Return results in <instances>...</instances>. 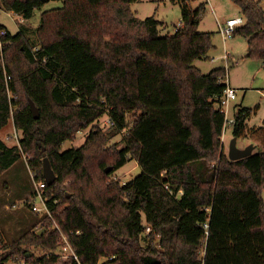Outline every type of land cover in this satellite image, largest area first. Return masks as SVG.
I'll return each mask as SVG.
<instances>
[{"label":"trees","instance_id":"obj_1","mask_svg":"<svg viewBox=\"0 0 264 264\" xmlns=\"http://www.w3.org/2000/svg\"><path fill=\"white\" fill-rule=\"evenodd\" d=\"M60 1L41 12L31 39L25 23L45 1L0 0L24 19L2 39L0 128L12 121L17 143L0 138V174L25 155L43 179L48 158L55 180L45 201L82 264H264V124L249 127L253 110L239 107L233 136L263 148L237 160L220 151L225 68L194 64L214 47L213 32L197 28L205 3L178 0L177 29L161 34L153 15L136 16L138 0ZM232 1L244 17L233 35L264 62V8ZM105 114L107 131L98 122ZM87 128L81 145L62 149ZM119 133L122 147L109 143ZM131 158L141 172L112 178ZM40 221L45 231L24 233L0 264H65L53 251L60 231Z\"/></svg>","mask_w":264,"mask_h":264},{"label":"rangeland","instance_id":"obj_2","mask_svg":"<svg viewBox=\"0 0 264 264\" xmlns=\"http://www.w3.org/2000/svg\"><path fill=\"white\" fill-rule=\"evenodd\" d=\"M41 8H36L33 15L26 21L28 34L31 39L35 38V29L40 22V14L43 10L59 7L62 5L60 0H44ZM192 8H196L200 3H205V10L199 17L198 30L213 32L212 43L214 47L209 50L208 58L197 59L194 64L202 71L208 72L210 69L224 66L228 81L232 87L236 89V97L229 104V116H233L239 107L251 108L253 112L247 119L249 127H258L264 124V62L247 56V37L241 34H234L231 38L224 41L219 32V24H224L227 18L241 17L240 7L232 0H189ZM262 8H264V0H258ZM1 7V6H0ZM131 8L139 18H145L153 15L161 22L160 33H174L175 26H178L181 20V6L178 0H138L131 3ZM14 17H17L13 14ZM0 24L6 29L15 33L17 24L6 15V12L0 8ZM226 52L230 54V59L226 62L222 59V55ZM218 106V103L216 104ZM99 125L105 131L109 126L108 115L105 114L99 120ZM232 126L223 130L221 137L222 151L228 157V148L233 139ZM90 128L81 130L76 133L73 140H66L62 143V149L72 146L81 145L89 132ZM15 127L12 121H9L4 127L0 128V138L7 144L17 143L14 137ZM18 135V131H17ZM110 144H116L122 147V134H115L110 140ZM256 145L252 152L258 148H263L261 143H256L255 139L248 134L236 137V146L244 148L248 145ZM141 172L138 162L131 158L124 165L111 174V177L121 183L126 182ZM34 172L27 164V157L17 160L11 167L0 174V254L10 250L11 243L19 239L24 233L34 231L37 234L43 233L45 227L42 226L40 215L31 209V204L35 199L33 193ZM51 224L49 230H54L56 219L53 216L49 218ZM40 232V233H39ZM150 232L147 226L145 233ZM142 244H145L142 240ZM35 255H40L44 251L40 248L31 247ZM58 247L53 251L58 252ZM203 253V246L199 250ZM30 254V253H28ZM102 257L100 263L104 261ZM6 264H25L24 260H9Z\"/></svg>","mask_w":264,"mask_h":264},{"label":"built area","instance_id":"obj_3","mask_svg":"<svg viewBox=\"0 0 264 264\" xmlns=\"http://www.w3.org/2000/svg\"><path fill=\"white\" fill-rule=\"evenodd\" d=\"M2 10L5 11L6 15L9 16L14 22L16 20L17 31H18L19 24L24 21L22 15L14 13L12 11H7L3 8ZM13 14H15L17 17H14ZM243 21L244 20L241 17L237 16L226 19L224 24H219V32L221 33L224 41L226 40V38H231L233 36V32L236 26L243 23ZM175 29H177V27H175ZM7 32L9 31L6 29V27L0 28V52L3 45V40H2L3 36H5ZM222 59H224L227 62L230 59V54L226 52L224 55H222ZM6 78L9 79V76H6ZM223 80H225L226 86L224 88L222 97L218 102V107L221 109L224 115L223 130H225L227 127L232 126L235 123V113L233 114V116H229V104L236 97V89L230 85L226 73L224 74ZM14 137H16V135H14ZM34 185H35V189L33 195L35 199H38L39 203H35L33 201L31 204V209L40 216H47L49 218H52V214L46 204L44 197V191L47 182L44 180V178L38 180L34 179ZM55 228L60 231V244L58 248L59 250L56 254H58L59 257L65 259V264H82L78 255L73 249L71 243L69 242L67 237L63 234V232L60 230L57 223L55 224Z\"/></svg>","mask_w":264,"mask_h":264},{"label":"water","instance_id":"obj_4","mask_svg":"<svg viewBox=\"0 0 264 264\" xmlns=\"http://www.w3.org/2000/svg\"><path fill=\"white\" fill-rule=\"evenodd\" d=\"M30 108L33 116L35 118H38V109L35 106L34 102L32 100L29 101ZM253 146L248 145L244 148H239L236 146V137H233L229 144L228 148V158L231 160H237L243 157H246L252 153ZM42 175L44 180L47 182V184H51L55 180V173L52 170L49 160L47 157H44L42 160ZM40 233V232H39Z\"/></svg>","mask_w":264,"mask_h":264},{"label":"crops","instance_id":"obj_5","mask_svg":"<svg viewBox=\"0 0 264 264\" xmlns=\"http://www.w3.org/2000/svg\"><path fill=\"white\" fill-rule=\"evenodd\" d=\"M228 19V18H227ZM219 26V25H218ZM253 147H256V145L254 144V145H252Z\"/></svg>","mask_w":264,"mask_h":264}]
</instances>
